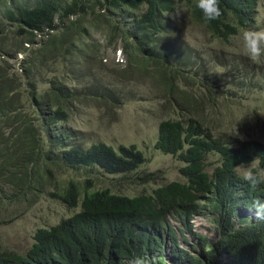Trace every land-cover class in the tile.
<instances>
[{"label":"trees","instance_id":"1","mask_svg":"<svg viewBox=\"0 0 264 264\" xmlns=\"http://www.w3.org/2000/svg\"><path fill=\"white\" fill-rule=\"evenodd\" d=\"M257 1L220 0L222 15L206 22L196 0H0V217L9 209L32 206L43 195L79 209L54 226L36 229L23 253L0 241V264H127L137 257L148 264H165V252L169 264H264V221L250 211L254 200H264V185L251 189L237 172L238 166L255 158L264 167V144L226 136L214 121L206 126L200 100L195 103L190 94L180 105L182 117L158 123L153 143L156 151L183 164L178 168L181 182L126 196L108 187L91 190L88 178L80 186L76 180L54 177L65 170L96 168L126 181L143 162L133 146L116 151L100 142L86 146L80 134L68 128L74 103H120L111 90L97 93L92 86L81 87L94 63L88 44H82L90 24L102 29L104 50L119 47L139 76L150 75L146 68L152 66L151 76L170 90L176 81L197 86L190 77L196 75L185 73L196 70V61L189 62L184 40L165 30V19L182 9L184 17L210 39L226 48L237 42L227 55L245 69L250 60L243 53L240 33L260 28ZM90 3L99 13L86 22L85 16L92 13ZM7 26L12 30L6 31ZM57 29V36L49 35ZM20 52L24 55L19 61ZM48 62L52 67L61 62L66 71L53 74ZM172 64L175 68L167 66ZM43 68L52 76L42 75ZM199 68L205 77L204 66ZM250 68L260 75L259 81L249 82L243 94L264 89V66ZM228 73L236 74L232 69ZM237 80L227 82L230 88L225 93L232 97L244 91ZM41 84L47 88L39 90ZM253 113L252 121L264 130V119L255 109ZM209 155L217 160L207 172ZM148 175L135 181L157 178ZM198 215L208 217L215 242L191 231L189 221ZM170 221L187 249L178 247ZM185 235L197 246L188 244Z\"/></svg>","mask_w":264,"mask_h":264},{"label":"rangeland","instance_id":"2","mask_svg":"<svg viewBox=\"0 0 264 264\" xmlns=\"http://www.w3.org/2000/svg\"><path fill=\"white\" fill-rule=\"evenodd\" d=\"M90 6L92 13L89 11L85 16L86 22L99 13L97 5L90 3ZM184 12L185 10L183 14L175 16V11L170 15V18L165 19L167 25L165 30L177 34L187 44L190 50L189 62L196 61L197 72L194 73L196 70H194L195 67H192L191 71L185 73L196 75L190 77L194 78L197 86H188L183 81H176L173 89L166 90L163 85L154 80L158 77L151 76L152 66L146 68L150 75L139 76L131 70L130 64L127 65L119 47H116L114 52L111 48L104 50L106 41L100 27L93 26V24L87 27L88 35L83 38L82 44H88V49L94 56V63L90 64V77L86 78L85 85L81 87L92 86L97 93L103 88L111 90L116 94L120 103L114 106L101 102L74 103V113L70 115L68 128L78 132L86 146L100 142L115 151L119 146L125 148L133 146L141 153L140 158L143 159V162L140 163L136 171L129 174L127 177L129 179L126 181L120 179L121 175H106L96 168L80 169L78 173L65 170L56 173L54 177L57 180L73 179L82 186L85 179L88 178L92 182L91 190L108 187L126 196H135L143 190L145 193H149L153 188L172 181L181 182L182 178L178 173V168L183 164L176 157L163 155L156 151L153 148V143L156 140L157 126L160 121L175 120L183 116L185 111L181 109L180 105L187 101V99L185 101L183 99L188 94L195 99V103L200 100L204 112L201 115L205 118L206 126H213L212 121H214L221 132H226V136L233 135L240 140H256L264 144V130L258 126L259 123L252 121L255 116L254 109L264 119V89L260 92L254 90L252 94H243L249 82L257 84L260 76L251 68L248 70L247 68L249 66H264V58L258 63L250 61L243 69V66L235 61V58L227 55L237 42L226 48L216 39H210L203 30L184 17ZM255 18L257 24L262 22L257 30L264 29V0L257 1ZM5 30L10 31L12 27L7 26ZM243 31L241 30L240 35ZM59 33L60 29H57L51 31L49 35L57 36ZM237 40L239 41V39ZM239 42H242V38ZM19 54L20 56L16 58L20 61L24 54L21 52ZM211 58L218 62L226 61L227 65L225 67L218 66V63L212 62ZM13 62L15 61L12 60L10 64L17 67V63ZM48 63V68L54 71L53 74L66 71L61 62L55 63L53 67L51 62ZM173 64L167 66L175 68ZM201 66H204L205 77L199 68ZM139 67L143 69L140 64ZM231 69L236 73L232 77L228 73ZM42 75L49 78L52 73H47L43 68ZM232 78L241 80L244 85V91L237 92L234 97L230 93H225L230 88L227 82ZM199 82H204V86ZM46 88V85L39 86V90ZM213 104L215 105L212 107ZM68 143L75 144L71 140H68ZM216 160L217 157L213 155L206 157L205 163L208 165L205 170L207 172H210L215 166ZM237 172L242 175V168L238 167ZM148 174H156L157 178L146 183L135 181L136 178L149 176ZM78 210V207L72 209L57 199L43 195L28 208L9 209L3 213L4 215L2 214L0 217V241L8 249H15L23 253L31 245V237L36 229L54 226L60 219L68 218ZM192 224L196 232L204 233L209 237L210 232L204 229L208 226V221L205 218H194Z\"/></svg>","mask_w":264,"mask_h":264},{"label":"clouds","instance_id":"3","mask_svg":"<svg viewBox=\"0 0 264 264\" xmlns=\"http://www.w3.org/2000/svg\"><path fill=\"white\" fill-rule=\"evenodd\" d=\"M196 7L202 11L203 18L206 22L216 20L222 15L220 0H196ZM181 14H183V10L177 9L175 16ZM241 38L244 55L253 63L261 62V59L264 58V29H245L241 34ZM238 167L242 168L241 179L251 189H256L258 186L264 185V167H260L258 163H256V158L251 163L247 165L242 164ZM250 211L253 213L256 220L264 221V200H254ZM194 218H205L208 221V226L204 229L210 232L209 237L204 233L196 232L192 224ZM170 223L176 233L178 247L187 249V246L183 244L179 233L176 231L175 223L172 221H170ZM189 223L191 224V231L193 233L206 237L210 242L216 241L217 235L215 229L206 215L193 216ZM185 237L188 244L197 246L195 239H192L189 235H185ZM127 264H148V262L144 258L137 257L127 261ZM165 264H169L167 252H165Z\"/></svg>","mask_w":264,"mask_h":264}]
</instances>
